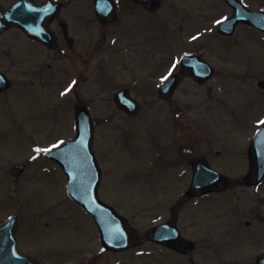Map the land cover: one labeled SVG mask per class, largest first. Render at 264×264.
Returning a JSON list of instances; mask_svg holds the SVG:
<instances>
[{
	"label": "flooded vegetation",
	"instance_id": "af4514ba",
	"mask_svg": "<svg viewBox=\"0 0 264 264\" xmlns=\"http://www.w3.org/2000/svg\"><path fill=\"white\" fill-rule=\"evenodd\" d=\"M220 1L230 8L223 0ZM167 3L169 0H162L155 7V0H0L1 262L16 263L26 259L36 260L37 264H259L258 257L264 252V245L254 255L242 257L241 244L264 239V212L261 211L264 207L254 208V218L245 221L230 217L238 210L232 208L235 202L233 194L227 193L233 191L230 188L232 180L244 179L245 175L235 178L225 172L229 180L226 190L188 193L193 181V162L207 159L210 163V152L200 154L196 144L189 145L177 135L176 127L179 132L182 130L179 129V107L171 114L172 124L166 120L161 124L165 128L159 136L155 133L148 135V147L135 142L143 147L144 154L133 151L137 146L134 142L130 146L125 134H120L115 140L116 146L130 151L131 160L135 162L131 171L145 170V175L139 177L143 180L103 183L100 158L109 155L111 150L109 146L107 150L99 148L97 129L108 123L113 125L117 116L130 122L137 120L147 105L176 104V93L189 79L199 86L209 85L215 77L227 81L217 89L221 93L216 103L232 114L234 111L228 108L230 103L226 95L238 88L228 87L247 84L246 87L254 92L253 101L259 115H262L257 121L258 128L264 126V67L260 72L246 75L243 73L248 72L247 63L242 69V64L234 65L229 60L225 61L228 67H217L211 61L215 67L212 78L201 83L193 77L185 78L173 95L165 99L160 95V88L180 64L173 54L169 57L168 68H174L167 75L162 76L158 57H153L156 64L149 66L150 73L136 75L131 84H113L114 70L127 67L124 39L134 32L142 40L141 45L147 44L143 42L147 37L142 32L145 25H152L156 16L170 23L171 10L173 13L179 11L176 3ZM167 6L172 8L165 16ZM175 16L179 18L181 13ZM239 26L252 27L260 37H264L263 29L252 25ZM239 26L228 36H220L232 44L238 43L242 36ZM192 51L210 61L209 53L203 47ZM146 53L148 56L159 54L153 51ZM188 53L192 52L185 55ZM157 69L160 70L159 77L147 78ZM140 86L147 88L146 91L157 100L142 101L135 95L136 88ZM121 90L123 94L119 99L138 101L140 112L136 115L118 106L116 94ZM210 90L208 88V103L213 106ZM106 93L109 96L102 98ZM97 97L106 102L102 109L97 107L100 100ZM127 104L131 105V102ZM79 109H88L93 119L95 151L101 172L99 193L106 204L122 215L115 227L118 234L126 237V245L122 248L123 241L116 243V247L104 246L93 218L97 229L95 237L82 239L79 236L66 248L63 243L55 244L48 223L42 224L36 219L41 207H35L31 214L27 212V217L24 215V209L31 204L30 199L33 200L23 193L24 185L27 182L33 184L32 194L35 193L36 177H41L42 169L50 165H56L65 174L50 157V152L70 140L69 134L59 133L66 129L63 117L71 113L75 129ZM248 151L249 147L247 155ZM186 163L190 165L189 170L184 168ZM17 165L24 167L19 170ZM151 165L155 167L150 168ZM154 169L174 174L171 179L149 180ZM259 187L257 185L255 189ZM13 190L20 194L6 193ZM12 207L16 210L13 211ZM14 215H17L19 223L3 227Z\"/></svg>",
	"mask_w": 264,
	"mask_h": 264
},
{
	"label": "rangeland",
	"instance_id": "374dc122",
	"mask_svg": "<svg viewBox=\"0 0 264 264\" xmlns=\"http://www.w3.org/2000/svg\"><path fill=\"white\" fill-rule=\"evenodd\" d=\"M246 2L249 4L248 6L254 9H264V6L261 4L264 0H246ZM169 3H176V9L179 11L173 13V9L171 10L170 23L156 16L152 25H145L142 32L144 33L143 35L147 34V37L143 42L147 44L141 45L142 40L134 32L132 36L124 39L127 45L125 51L127 67L124 70L119 67L114 70V85L131 84L136 75L150 73L149 66L154 67V64H156L153 57L155 59L158 57L157 60L161 64L162 76H165L174 68L173 66L168 68L171 60L169 57L171 55L174 54V58L178 60L182 55L187 54V52H193L192 50L202 47L209 53V60L217 67H228L226 62L229 60L234 65L242 64V66H246L245 63H247L248 72L243 73L246 75L263 70L264 37H260L254 28L239 26V33L242 36L236 44H232V41L227 42V40L217 33V22L231 11V8H226L220 0H169ZM171 8L172 6H167L164 9L166 10L165 16L168 15L167 10ZM179 12L181 16L176 18L175 15ZM219 45L222 47H219ZM146 51H153L159 54L158 56L153 54L148 56ZM217 52H220L226 59L223 60L220 57V53ZM142 58L144 65H142ZM223 61H226V64H223ZM229 66L231 65L229 64ZM242 69H244V66ZM160 75V70L157 69L156 71H152L147 78L154 79V77L157 78ZM225 83L227 84V81L215 77L214 80H210L209 85L199 86L193 83L192 79H189V82H185L176 93V104L169 106L155 105V107L147 105V108L142 110V114L137 116V120L130 122L117 116L116 120L112 123L113 125L108 123L97 129L99 148L107 150L109 146L108 149L111 150L109 151V155L104 156L105 159L104 157L100 158L102 162L103 183L108 185L143 180H139V177L142 174L145 175V170L139 168L135 173L131 171V166L135 162L131 160L130 151L124 150L123 147L121 148L118 145L116 146L115 140L119 138L120 134H125L130 146H133V142H139L144 148L148 147L149 138L147 137L150 136L149 134L155 133L159 136L163 128H165L164 125L161 126L165 120L172 124L174 119L171 114L177 107H179L181 115L179 118L181 122L179 129H182L179 132L176 127L177 135L183 137L184 142L189 143V145L196 144L199 147L200 154L209 151L210 163L213 167L218 168L224 173L226 172L231 177L236 178V176H240L241 174L245 175L249 170L247 148L255 135L256 128L259 126L257 121L261 120L260 116L262 115H259L253 101L254 92L247 88V84L245 83L240 84V86L231 84V87H228L231 89L238 88L226 95L230 103L228 104V108L234 111L233 114L226 111V109L222 110L219 108L216 101L219 99L221 92H217V89L223 87ZM93 87L94 89L96 88L94 81ZM208 88L211 89L213 106H210L208 103ZM146 90L147 88L145 89V87L140 86L136 88L135 95L139 96L144 102H147V100H157V97L150 95ZM109 93L102 94L101 97H108ZM105 103V101L103 102L100 99L97 107L102 109L101 106ZM63 120L67 124L66 129L59 133L62 135L65 132L73 138L75 131L72 114L68 113L63 117ZM127 129L131 130V132L127 131ZM136 146V149L133 151L138 154H144L143 147L139 144H136ZM218 151H220L219 155L217 154ZM154 167L150 166V168ZM185 167L189 170L190 165L186 163ZM183 170L181 169V171ZM173 174V172L170 174L166 170L159 172L157 169H154L150 174L149 180L171 179ZM41 175V177H36L34 181V185L36 186L34 195L32 194L34 190L33 184H28L29 182H27V185H24L25 190L23 193L33 198V200L30 199L31 204L24 209L25 217H27V212L31 214L35 207H41L36 219L42 224L48 223L50 225L49 231L53 232L55 244L63 243L66 248L79 236L82 239L95 237L97 229L91 215L87 214L68 195L66 175L62 173L60 168L56 165H50L48 168L42 169ZM240 181L239 179L232 180L230 188L233 191L227 194H233L235 202L232 208L236 211L238 210L236 213L231 214V219L245 221L248 218H254V208L264 207V180L258 185L260 187L257 189L246 186L243 181H241L242 183ZM6 193L13 195L16 192L13 190ZM16 194L19 195L20 193ZM12 209L13 211L16 210L14 207ZM261 211L264 212V208ZM263 241L264 239L260 242H250V240L245 243L242 242L241 252L244 253L242 257L257 253L260 247L264 245ZM262 249H264V246ZM242 261L244 262V260Z\"/></svg>",
	"mask_w": 264,
	"mask_h": 264
},
{
	"label": "water",
	"instance_id": "95a60500",
	"mask_svg": "<svg viewBox=\"0 0 264 264\" xmlns=\"http://www.w3.org/2000/svg\"><path fill=\"white\" fill-rule=\"evenodd\" d=\"M155 7L161 0H155ZM235 8L234 14L224 20L218 29L223 33H232L239 21L254 23L258 27L264 28V13L247 9L240 0H226ZM182 65L177 74L170 77L161 89V94L168 96L177 86L178 82L190 72L199 80L209 78L212 75L211 66L202 60L201 56L188 55L182 59ZM207 67V68H206ZM208 76H205L207 75ZM125 103L126 101L120 100ZM137 107L131 106L130 111L136 110ZM77 135L74 140L65 144L60 149L54 151L59 154L60 163L68 169L69 165H79L80 169L75 175L70 173V190L71 195L85 206L87 211L94 216L96 223L100 225L101 236L104 243L108 246L112 242H117L118 238L114 237L111 228L116 223L118 214L114 212L111 206L104 204L97 194L99 186L98 163L96 162L95 151H93V124L88 117V113H77ZM249 155L251 157L250 171L246 174V183L256 185L264 178V128L257 132V135L251 143ZM53 154V155H54ZM194 180L190 187L189 193L204 192L209 190L225 189L227 177L209 167L207 161L196 162L194 164ZM71 170V169H70ZM14 223H9V225ZM260 263H264V254L258 258ZM21 264V263H16Z\"/></svg>",
	"mask_w": 264,
	"mask_h": 264
},
{
	"label": "snow or ice",
	"instance_id": "6c2138e0",
	"mask_svg": "<svg viewBox=\"0 0 264 264\" xmlns=\"http://www.w3.org/2000/svg\"><path fill=\"white\" fill-rule=\"evenodd\" d=\"M73 83H75V82H73ZM71 87V86H70ZM65 91H68V89H66ZM53 147H55V145H53Z\"/></svg>",
	"mask_w": 264,
	"mask_h": 264
}]
</instances>
